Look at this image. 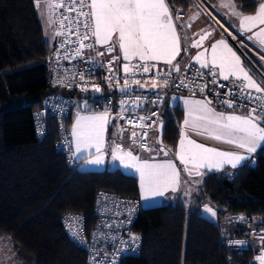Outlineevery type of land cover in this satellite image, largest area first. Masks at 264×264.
I'll list each match as a JSON object with an SVG mask.
<instances>
[{
  "label": "trees",
  "instance_id": "obj_1",
  "mask_svg": "<svg viewBox=\"0 0 264 264\" xmlns=\"http://www.w3.org/2000/svg\"><path fill=\"white\" fill-rule=\"evenodd\" d=\"M171 1L185 9L192 0ZM234 2L249 5L245 13L257 6L255 0ZM52 48L34 0H0V237L8 241L15 264H85L86 250L67 238L60 216L82 212L93 226L98 191L140 197L137 175L68 164L55 149L57 125L49 114L46 136L36 138L33 112L52 90ZM162 115V142L173 152L182 109L164 107ZM250 159L253 163L238 167L231 178L208 173L190 202L178 197L140 205L133 226L142 236L140 252L124 256L120 264H248L251 250L230 248L226 240L264 224V148ZM205 204L213 208L214 220L203 215Z\"/></svg>",
  "mask_w": 264,
  "mask_h": 264
},
{
  "label": "snow or ice",
  "instance_id": "obj_2",
  "mask_svg": "<svg viewBox=\"0 0 264 264\" xmlns=\"http://www.w3.org/2000/svg\"><path fill=\"white\" fill-rule=\"evenodd\" d=\"M257 7L252 13L243 12V8L249 5H237L234 0L222 2L220 7L230 9V14L238 20V31L241 36L246 35V39L253 41L256 46L264 52V0H255ZM35 6L40 9V14L46 18L49 27L56 26L54 37L64 36L60 48L65 49L62 57L65 60L70 58L66 45L73 43L71 36L75 35V43L78 47L74 48L73 59L80 57L82 51L95 48V45L104 46L107 53H112L118 45L120 54L126 63L123 64L125 79L123 85L117 86L121 92H127L132 85L140 88L165 87L170 82L172 71L179 72L180 66L174 65V61L182 51L181 37L177 31L172 12L170 11L167 0H34ZM41 5L43 8L41 9ZM75 13L69 16L61 13ZM180 17L176 16L175 20ZM219 23V21H217ZM85 31L80 32V26ZM223 27V25H221ZM228 32V29H224ZM231 36L232 33L228 32ZM211 36V32H204L198 40L192 41L191 47L203 48V42ZM94 38V43H85ZM187 39V37H185ZM233 39H236L233 36ZM243 45V40L238 41ZM187 51V49H183ZM104 53L97 52L98 56ZM57 59L60 57V49L56 51ZM119 57H112L108 61V71L113 73L112 65ZM264 60V56L261 57ZM133 60L137 63H131ZM193 60L199 64L196 70L195 79H203L204 73L201 69H207L208 74L213 78L212 83L217 80L229 82L228 91L224 93L227 97L220 101L222 105H227L233 109L231 113H224L215 110L212 107V101L207 97L204 99L189 98L184 100L185 118L181 125L180 139L175 150V158L183 165V171L189 177H202L207 169L209 171H220L224 165H230L233 169L246 166L258 149L264 148V73L257 75L252 69L247 67L241 56L233 50V47L224 39L220 38L213 42L209 48H203L194 57ZM163 62L168 65L170 71L159 72L158 76L165 77L162 81L152 78L150 85L147 81L141 82L139 79H128L135 77L137 73H149L156 67L155 63ZM67 71V70H66ZM94 69H89L88 74ZM79 76L81 81H85V73L73 72L72 76ZM111 82L114 74L105 77ZM56 84L71 86L74 83L67 75L58 78ZM195 81L186 82V78L180 80V85L192 91L191 85ZM82 91H88L89 87L96 92L102 91L96 84L88 85L76 84ZM220 88L225 85L220 84ZM207 85H196L200 93H204ZM195 92H193V97ZM137 98V101L141 100ZM121 109L128 104L127 100H122ZM155 103V102H153ZM249 104L254 106L248 107ZM87 107V104L84 105ZM137 106H139L137 104ZM245 108L246 114H236V109ZM120 118L123 119V115ZM152 115H157L153 112ZM111 119L109 110L106 108L103 112L93 113L91 115H77L71 129L72 142L75 150L72 152L73 158L89 149H95V153H88L87 157H81L86 163L91 165H102L105 162V132ZM148 117H139L140 123L129 120L128 123L138 126L141 129L151 127L145 125L144 120ZM162 127V123H161ZM197 131L198 134H207L208 137L221 140L228 144L235 145L243 150L238 152L219 151L214 148L206 147L188 138L187 129ZM121 132L123 129L120 130ZM148 133H131V139L134 144L139 143L137 136L141 140L147 138ZM157 143L161 144L159 152L165 156L169 155L171 149H165L159 137ZM145 151H153L147 144ZM113 162L118 161L124 168L134 169L139 174V190L141 200H149L158 196H164L168 191L176 192L181 183V174L176 164L172 160L155 161L142 160L134 155L131 150H124L120 144H113L111 149ZM101 199L107 200L105 194H101ZM99 202V201H98ZM123 202V201H122ZM205 210L215 216V212L206 207ZM135 208L129 209L128 223H131V213ZM73 220H80L79 217H71ZM243 220V217H240ZM78 235V232L74 233ZM96 235L95 233L93 234ZM133 241H138L139 237L132 235ZM115 239V238H113ZM264 243V236L260 237ZM237 245H243L244 241H234ZM123 251V249L119 250ZM259 264H264V251L256 257Z\"/></svg>",
  "mask_w": 264,
  "mask_h": 264
},
{
  "label": "built area",
  "instance_id": "obj_3",
  "mask_svg": "<svg viewBox=\"0 0 264 264\" xmlns=\"http://www.w3.org/2000/svg\"><path fill=\"white\" fill-rule=\"evenodd\" d=\"M196 1L202 5L207 4L206 0ZM59 11L65 15L73 17L76 15L75 13L64 12L63 8ZM211 15L216 21H219L217 24L220 27L221 25H224L228 29V32L232 33L231 36L228 35V32L226 34L234 46L240 51V53H242L244 58H246L254 72L257 73V75L264 73L260 68L255 66L250 58L251 54L262 57L264 56V52H262L253 41L247 40L246 35L241 36L238 30L231 28L216 13L215 15ZM224 26L222 27L223 30L225 29ZM84 31L85 29L81 25L80 32L83 33ZM233 36H235L236 39H233ZM64 38V36L55 37L51 52L50 68V84L52 90L43 97L41 109L33 112V124L36 138L42 139L47 134V125L44 120L45 116L43 115V112L49 114L55 120L57 125V138L54 146L58 152L64 154L67 163L70 165L75 164V162L72 156L73 148L67 120L71 114L73 99L76 94L85 97L84 105L87 104L85 110L103 112L107 108L111 116L117 115L123 128L128 133L131 134L133 131L142 133L146 131L148 135L145 140H141L140 137L137 136V140L139 141L137 147L139 151H145V144L151 147L150 135L152 132L157 131L158 124L161 121H164L162 111L165 107L166 97L171 92H181L190 95H193V92H195V96L202 98L207 97L208 100H211L220 108L229 109L227 105H222L220 103L221 100L227 98L224 93L228 91L229 82L218 79L217 83L213 84L211 82L213 78L208 74L207 69H201L204 73L202 80L195 79L196 70L199 69L200 66L192 61L191 55H188L186 61L182 65H179V72L174 73L172 71L171 77L169 78L170 82L167 86L153 89L151 87L140 88L137 85H132V88L127 90V92H121L120 88L117 86V81L119 82V85H123L125 79L123 66L120 67L114 63L112 65L113 73H109L108 61L111 59H105L102 64H99L90 56L89 52L91 49L87 48L82 51L80 57L73 59L74 52L72 50L78 47V44L75 43V35L71 36L73 43L66 45L70 58L65 60L62 58L65 54V49L60 48ZM241 40L244 42L243 45L238 42ZM85 43H93V38L85 41ZM57 49H60L61 58L59 60L56 55ZM137 62L138 61L133 60L131 63L134 64ZM89 69H94V71H92L91 74H88ZM158 71L167 72L170 71V68L156 66L151 69L149 73H142L141 71L137 73L135 77H128V79L130 81L131 79H139L141 82L147 81L150 85L152 78L155 77L162 83L165 77L158 76ZM73 72L85 73V81H87L88 85H99L102 91L96 93L91 87H89L88 91H82L81 88L76 86V84H84L85 81H81L78 75L73 77ZM113 74L114 79L111 82L112 86L110 87V82L107 81L105 77ZM65 75L74 80V83H72L71 86L55 83L58 78H63ZM182 78H186V82L195 81V83L191 85L192 91L180 85V80ZM261 78H264V76ZM204 84L207 85V88L204 93H200L196 89V85ZM220 84L225 85V87L220 88ZM138 97H141L142 99L137 101ZM122 100L128 101V104L124 106L123 111L120 103ZM137 104L139 106H137ZM252 106L254 105H248V107ZM236 110L246 113L245 108H238ZM153 112L157 113V115H152ZM121 113L124 117L123 119L118 115ZM139 117H148L143 123L145 125H151V127L141 129L138 126L134 127L133 124L128 123L129 120H133L136 121L138 125L140 123ZM247 163L252 164L253 160L250 159ZM220 174L227 178L233 176V173H228L226 171H220ZM101 194H105L108 199H101ZM132 208H135V211L131 213V223H128L129 209ZM139 211L140 203L137 198L120 195L111 190H100L95 194L92 205V215L95 219L93 226H89L84 213L75 211L63 213L60 216L59 222L67 238L76 246L86 250L87 258L85 264H120L121 259L124 256L137 255L140 252L142 236L139 232H136L133 227L134 221L139 215ZM71 217H79L81 219L73 220ZM240 217H243L244 219L241 220ZM235 219L248 222V218H245L243 215H236ZM263 221L264 219L262 222ZM76 232H78V235H74ZM94 233L96 234L95 236L93 235ZM132 235L138 236L139 240L133 241L130 238ZM261 236H264V224L259 227H251L244 236L228 238L226 244L228 247L238 251L251 250L252 256L249 259L248 264H259L256 257L264 251V243L261 242ZM234 241H244L245 243L243 245L230 243ZM121 249H123V251H119Z\"/></svg>",
  "mask_w": 264,
  "mask_h": 264
},
{
  "label": "crops",
  "instance_id": "obj_4",
  "mask_svg": "<svg viewBox=\"0 0 264 264\" xmlns=\"http://www.w3.org/2000/svg\"><path fill=\"white\" fill-rule=\"evenodd\" d=\"M227 2V0L221 1ZM167 3L169 5L170 11L173 14L174 21L177 27V31L181 37V47L182 51L179 54V56L176 58V60L173 62L174 65H182L188 55H191L192 61L199 66L197 62L193 60V57L203 48H209L213 42L220 38H224L231 47H233V50L237 52L238 55L241 56V59L244 61L245 65L252 68L251 65L248 63L246 58L240 53V51L234 46L232 41L227 36V32L223 30L222 27H220L217 24V21L215 18L212 17L210 12L205 9V7L198 3L196 0H192L190 4L185 8L182 9L180 6H176L172 4L171 0H167ZM217 5L218 8H220V4ZM235 3V2H234ZM236 4V3H235ZM257 7V6H256ZM37 9V8H36ZM216 9V8H215ZM254 12V11H253ZM252 13V12H251ZM217 14V13H216ZM218 15V14H217ZM225 19H222L233 29L238 30V20L235 16H232L230 12H225V14H222ZM179 16V20H175V17ZM220 17V15H218ZM204 32H211V36H209L204 42H203V48H193L191 47L192 41L198 40L200 35H203ZM187 37V39H185ZM94 43V38H93ZM187 49V51H184L183 49ZM97 52L104 53L102 56H98ZM90 56L95 59L99 64H102V62L105 59H112V57H119L115 61L117 66H123L126 61L123 60L122 55L120 54L118 45H116L115 50L112 53H107L104 46L95 45L94 50L91 49L89 52ZM250 58L252 59V62L260 68L264 72V60L261 59V57H258L256 55L251 54ZM155 63L158 67H169L168 65L164 64L163 62H151ZM253 69V68H252ZM254 71V70H253ZM189 98H195V99H204L199 96L193 97V95L181 93V92H171L166 97V103L165 107L167 108H174L179 107L182 109V118L179 121L178 124V141L177 145L180 139V132H181V125L183 124V120L185 118V111H184V100ZM85 97L76 94L74 95L73 104H72V110H71V122L69 126L70 130V136H71V129L72 125L75 122V119L77 115H91L93 113H98V111H92V110H85ZM212 107L219 111L224 113H231L233 112L232 109H222L216 104L212 102ZM236 114H246L245 112L236 110ZM123 129L121 132L120 130ZM187 135L189 139L194 140L197 143L203 144L206 147L214 148L219 151H227V152H238L241 154L243 153V150L237 148L235 145L228 144L221 140H215L207 136V134H198L197 131H194L192 129H187ZM157 133L156 131L152 132L150 135V145L153 149V151H139L137 144H134L132 142L131 134L128 133L122 126L120 119L117 117V115L111 116V119L106 127L105 132V162L102 165H91L86 163V160L81 157H87L88 153H95V149H89L86 152L82 154H78L76 158H74L75 165L78 169L81 170H102V169H114V168H120L123 171H126L128 173L134 174L138 176V186H139V174L135 172L134 169L131 168H124L122 165H119V162H113L111 157V149L113 147V144H120L124 150H131L134 155L139 156L142 160H152L153 157L155 158V161H164V160H172L178 170L181 174V183L178 187V190L176 192L168 191L165 193L164 196H158L149 200H141V196L138 198L140 205L142 206V202L144 201L146 203L145 206H152V205H158L162 203H166L168 201H173L177 199L178 197H182L186 201L190 202L193 196L196 194L201 181L203 178L211 172H217L220 173V171H226L228 173H234L236 169H233L230 165H224L223 168L220 171L216 170H202L204 172V175L202 177H189L187 173L183 171V165L180 163L179 160L175 158V150L173 152H170L169 155L165 156L162 152H159V146L160 144L157 143ZM71 142H72V136H71ZM164 145V143H162ZM176 145V147H177ZM165 146V145H164ZM72 148L73 151L75 150V146L72 142ZM166 149L168 147L165 146ZM254 155V154H253ZM239 167V166H238ZM140 191V190H139ZM208 205V204H207ZM214 211V210H213ZM0 264H15L14 256L11 251V247L8 243V241L2 237H0Z\"/></svg>",
  "mask_w": 264,
  "mask_h": 264
},
{
  "label": "rangeland",
  "instance_id": "obj_5",
  "mask_svg": "<svg viewBox=\"0 0 264 264\" xmlns=\"http://www.w3.org/2000/svg\"><path fill=\"white\" fill-rule=\"evenodd\" d=\"M221 1H224V0H206L207 4H203V6L211 14L215 15V13H217L218 15H220V17L225 19L222 14L223 13L225 14V12H230V9L222 8V7L218 8L217 5H219V3H221ZM42 8H43V5H41V9ZM37 12H38V15H39V18H40V22H41V25H42V29H43V33H44V37H45L46 41L49 42V43H54V41H55V37H54L55 25H53L52 27H49L48 24L46 23V18L40 14V9L37 8ZM145 205H146V203L143 201L142 202V206L145 207ZM206 207H209V208H211L213 210L211 205L205 204L203 206V211H202L203 215L206 216L209 219L214 220L215 216H213L211 213L207 212L205 210Z\"/></svg>",
  "mask_w": 264,
  "mask_h": 264
},
{
  "label": "water",
  "instance_id": "obj_6",
  "mask_svg": "<svg viewBox=\"0 0 264 264\" xmlns=\"http://www.w3.org/2000/svg\"><path fill=\"white\" fill-rule=\"evenodd\" d=\"M174 73H176L175 71H173ZM43 115L45 116L46 113L43 112ZM161 123H162V127H161ZM163 130H164V121H161L159 124H158V127H157V136L156 137H159L161 142H162V134H163ZM163 143V142H162ZM160 144V143H159ZM161 147V144L159 146V148ZM163 147L165 148V146L163 145ZM166 149V148H165Z\"/></svg>",
  "mask_w": 264,
  "mask_h": 264
},
{
  "label": "bare ground",
  "instance_id": "obj_7",
  "mask_svg": "<svg viewBox=\"0 0 264 264\" xmlns=\"http://www.w3.org/2000/svg\"><path fill=\"white\" fill-rule=\"evenodd\" d=\"M224 26V25H223ZM226 28V26H224Z\"/></svg>",
  "mask_w": 264,
  "mask_h": 264
}]
</instances>
